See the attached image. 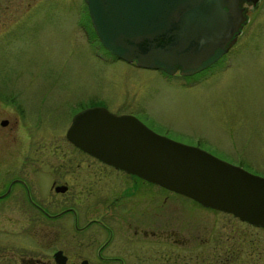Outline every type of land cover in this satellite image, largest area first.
Here are the masks:
<instances>
[{"label":"rangeland","instance_id":"374dc122","mask_svg":"<svg viewBox=\"0 0 264 264\" xmlns=\"http://www.w3.org/2000/svg\"><path fill=\"white\" fill-rule=\"evenodd\" d=\"M249 17L232 49L182 85L109 52L83 0H0V119H8L0 157L76 152L65 139L72 111L103 104L135 111L157 131L264 176V0ZM174 192L167 197L179 243L172 264H264V227ZM166 194L158 188V218ZM15 239L30 242L28 234Z\"/></svg>","mask_w":264,"mask_h":264},{"label":"water","instance_id":"95a60500","mask_svg":"<svg viewBox=\"0 0 264 264\" xmlns=\"http://www.w3.org/2000/svg\"><path fill=\"white\" fill-rule=\"evenodd\" d=\"M241 1L84 0L109 52L167 73L179 65L182 74L204 69L234 40L245 20ZM66 137L116 168L264 227V176L158 133L133 114L85 107L73 115Z\"/></svg>","mask_w":264,"mask_h":264},{"label":"flooded vegetation","instance_id":"af4514ba","mask_svg":"<svg viewBox=\"0 0 264 264\" xmlns=\"http://www.w3.org/2000/svg\"><path fill=\"white\" fill-rule=\"evenodd\" d=\"M257 2L241 1L244 22L224 52L204 69L191 74H182L179 65L172 73L153 69L188 85L189 78L209 69L239 41ZM94 105L101 104L75 108L68 126L77 111ZM109 110L133 114L157 131L135 111ZM3 119L0 125L5 127L8 119L2 124ZM66 130L65 139L76 152L53 148L44 155L25 151L0 157V264H139L141 257L144 264H152L156 256L172 264V245L179 243L167 197L174 191L82 150L68 140ZM158 188L167 193L160 206L165 215L159 218ZM26 234L29 245L15 239Z\"/></svg>","mask_w":264,"mask_h":264}]
</instances>
